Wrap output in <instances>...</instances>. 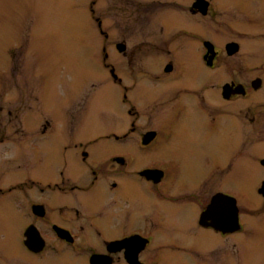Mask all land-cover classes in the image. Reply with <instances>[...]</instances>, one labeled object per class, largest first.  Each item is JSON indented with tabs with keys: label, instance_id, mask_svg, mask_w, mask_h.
Returning a JSON list of instances; mask_svg holds the SVG:
<instances>
[{
	"label": "flooded vegetation",
	"instance_id": "1",
	"mask_svg": "<svg viewBox=\"0 0 264 264\" xmlns=\"http://www.w3.org/2000/svg\"><path fill=\"white\" fill-rule=\"evenodd\" d=\"M90 10L111 76L91 83L90 99L88 78L65 85V124L0 125V264H264V244L250 239L258 222L245 220L229 179L249 159L233 145L250 107H216L250 96L237 77L216 80L229 43L231 57L241 48L214 39L226 3L92 0ZM114 33L125 58L115 63ZM197 65L207 77L192 83ZM92 116L105 124L84 123ZM185 128L189 150L175 140ZM215 144L222 162L209 155Z\"/></svg>",
	"mask_w": 264,
	"mask_h": 264
},
{
	"label": "rangeland",
	"instance_id": "2",
	"mask_svg": "<svg viewBox=\"0 0 264 264\" xmlns=\"http://www.w3.org/2000/svg\"><path fill=\"white\" fill-rule=\"evenodd\" d=\"M218 1L226 3L228 10L222 11L213 25L214 39L220 45L235 39L241 48L233 57L228 54L236 52L225 53L216 70V80L221 84L237 77L247 83L250 91L248 101L237 100L229 104L217 101V108L235 112L245 110L247 103L250 107L245 121L240 124L238 147L233 145L238 156L244 158L247 155L249 159L245 160L247 164L242 172H234L229 179L234 193L249 206L244 209L245 220L258 222L250 239L264 244V197L259 192L260 177L264 175L260 162L264 158V0ZM91 3L92 0H0V125L34 126L46 124V121L51 125L65 124L64 108L70 100L63 91L65 85L88 78L86 92L90 99L95 95L91 83L111 76L103 65L104 44L92 17ZM246 6L254 12L243 9ZM94 8L97 10V4ZM97 14L95 11V16ZM112 19L110 16L109 21ZM119 38L114 33L107 41L109 62L125 60L112 47L113 41ZM258 76L263 80L262 87L256 90L252 80ZM205 77L204 69L197 65L189 80L197 83ZM221 92L220 87L218 93ZM114 101L119 110L124 109L120 100L114 98ZM221 104L226 105L221 107ZM117 106L114 107L116 110ZM100 112L96 108V113ZM103 120L92 116L84 123L103 125ZM114 122L115 118L107 120L110 125ZM233 124L236 130L235 118ZM175 140L184 142L180 144L186 145L188 150L192 146L186 128ZM208 151L213 161L225 160L218 145ZM188 156L196 158L191 161L192 170L188 171L189 178L195 181L200 175L198 157L191 153ZM200 158L203 161V155Z\"/></svg>",
	"mask_w": 264,
	"mask_h": 264
},
{
	"label": "water",
	"instance_id": "3",
	"mask_svg": "<svg viewBox=\"0 0 264 264\" xmlns=\"http://www.w3.org/2000/svg\"><path fill=\"white\" fill-rule=\"evenodd\" d=\"M238 43L236 42H231L228 45V52L229 53H233L236 52L238 49ZM212 58V56H211ZM262 83V79L261 78H257L253 81V87L254 88H259L261 86ZM223 93L225 95H229L230 93V85L229 84H225L224 88H223ZM262 163L264 164V159H262ZM259 192L264 196V181L262 183V186L259 188ZM234 206H235V216L237 215V207H236V199L234 198Z\"/></svg>",
	"mask_w": 264,
	"mask_h": 264
}]
</instances>
